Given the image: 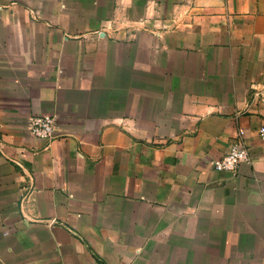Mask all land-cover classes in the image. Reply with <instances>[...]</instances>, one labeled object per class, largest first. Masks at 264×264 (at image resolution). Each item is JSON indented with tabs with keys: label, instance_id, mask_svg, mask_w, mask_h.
Listing matches in <instances>:
<instances>
[{
	"label": "crops",
	"instance_id": "0c3cea01",
	"mask_svg": "<svg viewBox=\"0 0 264 264\" xmlns=\"http://www.w3.org/2000/svg\"><path fill=\"white\" fill-rule=\"evenodd\" d=\"M262 127L264 0H0V264H264Z\"/></svg>",
	"mask_w": 264,
	"mask_h": 264
},
{
	"label": "built area",
	"instance_id": "2783aa9c",
	"mask_svg": "<svg viewBox=\"0 0 264 264\" xmlns=\"http://www.w3.org/2000/svg\"><path fill=\"white\" fill-rule=\"evenodd\" d=\"M56 127L57 117L55 115L30 116L27 119L24 132L34 138L53 141L57 138ZM259 136L264 139V127L260 128ZM249 160V150L244 140V131L240 130L231 143L228 152L224 156L211 161V166L217 172L236 175L240 165L249 162ZM30 189L29 187L27 192Z\"/></svg>",
	"mask_w": 264,
	"mask_h": 264
}]
</instances>
